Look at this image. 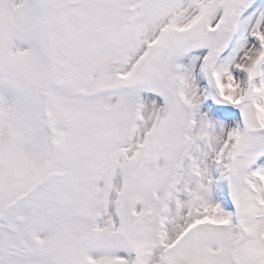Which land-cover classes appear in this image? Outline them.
I'll use <instances>...</instances> for the list:
<instances>
[{"label":"snow or ice","instance_id":"obj_1","mask_svg":"<svg viewBox=\"0 0 264 264\" xmlns=\"http://www.w3.org/2000/svg\"><path fill=\"white\" fill-rule=\"evenodd\" d=\"M0 264H264V0H0Z\"/></svg>","mask_w":264,"mask_h":264}]
</instances>
